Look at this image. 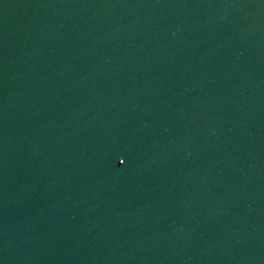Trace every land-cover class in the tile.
Masks as SVG:
<instances>
[{
    "label": "water",
    "instance_id": "95a60500",
    "mask_svg": "<svg viewBox=\"0 0 264 264\" xmlns=\"http://www.w3.org/2000/svg\"><path fill=\"white\" fill-rule=\"evenodd\" d=\"M0 264H264V0H0Z\"/></svg>",
    "mask_w": 264,
    "mask_h": 264
}]
</instances>
